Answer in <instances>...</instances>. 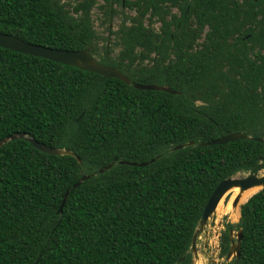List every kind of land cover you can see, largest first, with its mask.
Wrapping results in <instances>:
<instances>
[{"label": "trees", "instance_id": "16d2710c", "mask_svg": "<svg viewBox=\"0 0 264 264\" xmlns=\"http://www.w3.org/2000/svg\"><path fill=\"white\" fill-rule=\"evenodd\" d=\"M95 5L0 0V33L92 46L130 81L177 93L0 47V139L24 132L74 153L47 154L22 138L0 146V264H191L216 185L264 158V0H102L113 46L94 28ZM232 132L247 137L202 145ZM239 214L233 263L264 264V188Z\"/></svg>", "mask_w": 264, "mask_h": 264}, {"label": "water", "instance_id": "95a60500", "mask_svg": "<svg viewBox=\"0 0 264 264\" xmlns=\"http://www.w3.org/2000/svg\"><path fill=\"white\" fill-rule=\"evenodd\" d=\"M0 47L9 49L11 51L33 55L37 57H42L57 63H61L64 65H69L72 67L79 68L84 71L96 73L104 78H116L124 83H131L133 87L137 89H151V90H162L170 93H177L174 90H171L168 86L165 85H156V84H142L138 82L130 81V79L124 75L121 71L114 67L106 66L99 62L97 59H95L91 54L90 51L92 49V46H89L85 49L81 50H73L69 51L66 49H59V48H51L46 47L38 44H33L30 42L23 41L13 35L6 34V33H0ZM247 137L242 132H232L228 133L226 135L220 136L217 139L202 142V145H216V144H224L227 142L235 141L240 138ZM18 138H22L27 140L29 143H31L35 148H37L39 151L51 154V155H71L74 156V153L70 150L58 148V147H48L42 143H40L38 140H36L33 137H30L26 135L24 132H17L9 135L8 137H4L0 139V146L4 143L8 142L9 140H15ZM258 141H263V139H255ZM184 145L180 144L177 145L175 148H182ZM77 161H80V158L76 156ZM123 163H129L132 165H139L143 166L147 164V162H128V161H121ZM111 163L107 166H104L103 168H100L98 170L99 173L103 172L104 170H107L111 167ZM261 171H264V158L259 161L258 163L251 166L249 171L245 173L244 175L238 176H229L225 179H222L214 188L212 191L210 197L208 198L203 210L201 217L199 219V223L192 235L191 240V250L193 253H195V240L198 235V233L204 228V226L207 223V220L212 216V214L215 212L216 207L224 194L232 189V188H238L240 193H242L244 190H247L249 188L258 186L261 189L264 188V174L260 175L259 173ZM93 174L88 175H82L78 181H76L72 188L80 185V183L83 180L88 179ZM68 190L66 191L62 202L59 206L58 212L62 211L64 202L66 200ZM240 199V195H236L232 201V206H237L238 201ZM231 232V231H230ZM232 235V232H231ZM236 241H233L231 243L230 249L227 253V258H230L231 256L234 259H238L240 255V242L242 239V230L239 229L237 233H235ZM192 264H194V260L192 261ZM213 264H215V261H213ZM237 264V261L234 263Z\"/></svg>", "mask_w": 264, "mask_h": 264}, {"label": "flooded vegetation", "instance_id": "af4514ba", "mask_svg": "<svg viewBox=\"0 0 264 264\" xmlns=\"http://www.w3.org/2000/svg\"><path fill=\"white\" fill-rule=\"evenodd\" d=\"M125 0H122V3H124ZM127 9V8H124ZM174 9V11H173ZM173 12H176L177 9L176 8H172ZM210 219V218H209ZM208 219V220H209ZM207 220V222H208ZM239 220V219H238ZM211 222H213L215 224V229L212 230H208V225L206 223V225L204 226V228L198 233L196 240H195V253H193V251L191 250L190 247V253L192 252L194 254L193 259L194 261H196L195 264H198V261L200 258L199 257V253H198V246L200 245L202 251L200 253H202L203 257L206 259V261L208 262V264H213V261H215V264H220L218 263V261H224L227 262L231 259L232 264L233 261L235 260L232 256L230 258H227V253L230 249L231 243L233 241H236V236L235 233H237V231L239 229H236V232L234 233V227L236 224L234 223H229V221L224 222L222 217L220 219H218L216 221V219H213ZM211 222L209 224H211ZM232 225V227H230ZM236 228V227H235ZM232 235H231V232ZM225 233H227V235L225 236ZM211 239H213V243H211ZM225 246L227 248L226 252L224 254H221V248ZM209 249V250H208ZM192 253H191V264H192ZM203 264V263H202Z\"/></svg>", "mask_w": 264, "mask_h": 264}, {"label": "rangeland", "instance_id": "374dc122", "mask_svg": "<svg viewBox=\"0 0 264 264\" xmlns=\"http://www.w3.org/2000/svg\"><path fill=\"white\" fill-rule=\"evenodd\" d=\"M102 3V0H96V5L95 7L92 9V19H93V23H94V28L97 32V34L99 35V37H108L109 39V42H108V45L110 46H113V42L115 40V37H114V34L113 33H109L105 27H102L100 25V19L102 17V14L101 12L99 11V8L97 7V5L101 4ZM116 9H120L118 6L116 7ZM174 11V9H173ZM124 12H127L128 14H133V11L131 10H128V9H124ZM121 18V15L119 14H116L112 17V20L111 22L109 23L110 26H111V30L114 31L116 30V28L118 27V24L120 22V19ZM155 28L158 27V24H155L154 25ZM104 42V40L101 38L99 40V43L102 44ZM114 48V47H113ZM117 50H118V47L114 48V50L112 51V54L115 55L117 53ZM97 59V57H94ZM260 175H263L264 174V171H261L259 173ZM241 175H244V173H240L238 174V176H241ZM261 188L258 187V189L254 192L256 193L257 191H259ZM252 193V195L254 194ZM230 196H231V192L230 191H227L224 196L222 197V199L220 200L221 202V205H222V208H226L227 206V203L228 201L230 200ZM251 196V195H250ZM249 196V197H250ZM248 197V198H249ZM244 199L243 201H241L239 204H237V211H238V216L236 217L235 213L233 211H229L227 214H224V213H221V210H219L218 212H215L212 214V216L210 217V219L208 220L207 222V225H208V230H212V229H215V224L213 222H211L213 219H216V221L218 219H220L222 217L223 221L226 222V221H229V223H234L236 224L238 219H239V208L240 206L245 203V201L248 199ZM231 205H232V202H231ZM211 222V224H209ZM234 233L236 232V228L234 227ZM192 240V239H191ZM213 239H211V243H213ZM198 250V253H199V261H198V264H208V262L206 261V259L203 257L204 255L202 253H200L202 251L200 245L198 246L197 248ZM209 250V249H208ZM192 253V252H191ZM203 255V256H202ZM194 254L192 253V260L194 259L193 258ZM195 260V259H194ZM196 263V261H194V264ZM218 263L220 264H232V261L231 259L227 262H224V261H218Z\"/></svg>", "mask_w": 264, "mask_h": 264}, {"label": "bare ground", "instance_id": "6f19581e", "mask_svg": "<svg viewBox=\"0 0 264 264\" xmlns=\"http://www.w3.org/2000/svg\"><path fill=\"white\" fill-rule=\"evenodd\" d=\"M258 189V186L249 188L247 190H244L242 193H240L238 188H232L228 191L231 192V196H230V200L227 203L226 208H222L221 202L218 203L217 207H216V212H218L219 210H221V213L227 214L229 211H233L236 215V217L238 216V211H237V206H232L231 202L233 201L234 197L236 195H240V199L238 201V204L243 201L244 199L248 198L250 195H252V193H254L256 190Z\"/></svg>", "mask_w": 264, "mask_h": 264}, {"label": "clouds", "instance_id": "9594fccd", "mask_svg": "<svg viewBox=\"0 0 264 264\" xmlns=\"http://www.w3.org/2000/svg\"><path fill=\"white\" fill-rule=\"evenodd\" d=\"M95 59H96V58H95ZM246 201H247V200H246ZM246 201H245V202H246ZM239 216H240V214H239Z\"/></svg>", "mask_w": 264, "mask_h": 264}]
</instances>
